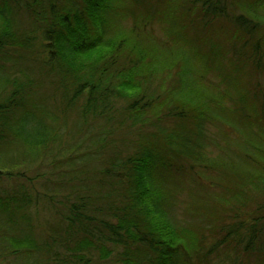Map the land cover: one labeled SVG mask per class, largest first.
Wrapping results in <instances>:
<instances>
[{
    "label": "trees",
    "instance_id": "obj_1",
    "mask_svg": "<svg viewBox=\"0 0 264 264\" xmlns=\"http://www.w3.org/2000/svg\"><path fill=\"white\" fill-rule=\"evenodd\" d=\"M0 264H264V0H0Z\"/></svg>",
    "mask_w": 264,
    "mask_h": 264
},
{
    "label": "rangeland",
    "instance_id": "obj_2",
    "mask_svg": "<svg viewBox=\"0 0 264 264\" xmlns=\"http://www.w3.org/2000/svg\"><path fill=\"white\" fill-rule=\"evenodd\" d=\"M43 219V218H42ZM54 220H52L51 222H53Z\"/></svg>",
    "mask_w": 264,
    "mask_h": 264
}]
</instances>
